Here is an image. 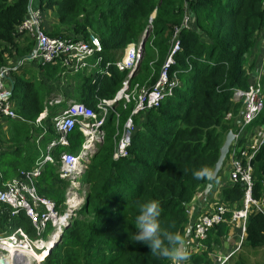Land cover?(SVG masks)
I'll use <instances>...</instances> for the list:
<instances>
[{
  "label": "trees",
  "instance_id": "16d2710c",
  "mask_svg": "<svg viewBox=\"0 0 264 264\" xmlns=\"http://www.w3.org/2000/svg\"><path fill=\"white\" fill-rule=\"evenodd\" d=\"M30 7L32 11H41L44 28L50 37L87 41L93 35L100 40L103 50L94 59L102 58L101 68H107L109 75L97 73L84 77L76 92V102L98 114L100 100L114 99L122 89L128 71H120L115 63L123 57L126 48L138 44L151 25L131 87L154 86L172 46L175 28L181 27L186 14L190 15L192 26L181 29V51L176 56L177 65L171 71V77L176 73L182 85L158 108L132 117L135 103H131L132 107L127 111L123 109V103L117 107V113H109L104 141L97 144V152L81 181L89 187L86 201L60 233L56 246L45 252L42 262L169 264L168 260L152 255L147 246L130 240L136 231L134 218L142 203L153 199L159 201L161 227L181 233L185 240L195 221L208 214L207 207L214 198L220 196L229 208L242 206L244 188L241 184L228 182L219 191L213 188L206 198L201 195L212 181L208 177L195 179L192 173L205 168L211 173L227 134L235 130L244 102H234L233 93L237 89L249 90L259 78L260 86L263 84L264 88V73H258L262 67L259 56L249 63L264 35V0H0V70L14 56L19 60L25 58L36 47L35 40L18 33ZM50 65L41 67L49 68ZM23 75L16 74L12 80V100L19 119H9L8 130L0 129V137H4L0 140L2 149L6 144L9 152L15 149V155L19 157L11 155L6 167L0 168L3 175L0 188L12 176L18 177L19 171L33 170L50 141L58 138L53 119L58 115L59 106L49 109L44 120L47 132L40 146L31 140L42 133L41 129L35 128V122L44 112L53 90H49L46 83L40 81L38 86L33 77L27 79ZM41 89L46 92L47 100ZM229 112L232 118L226 120ZM130 117L135 131L129 155L114 160L117 142ZM253 123L254 127H264V107ZM31 130L40 133L36 135ZM68 139L67 152L77 155L85 142L79 126ZM61 152L60 148L54 150V163L43 166L36 187L40 196L55 201L63 213L68 183L59 177ZM253 171L254 197L262 200L264 145L253 161ZM223 177L228 179L226 171L222 170L218 177L221 184ZM202 209L204 211L199 215ZM10 214L8 206L0 204V238L11 235L17 228H23L30 238H36L25 212L15 216ZM51 230L48 225L43 238ZM228 230L226 223L213 228L206 242L209 250L221 244V238ZM246 245L243 250L264 246V215L254 208L247 220ZM189 264L212 262L205 251L190 256Z\"/></svg>",
  "mask_w": 264,
  "mask_h": 264
},
{
  "label": "built area",
  "instance_id": "2783aa9c",
  "mask_svg": "<svg viewBox=\"0 0 264 264\" xmlns=\"http://www.w3.org/2000/svg\"><path fill=\"white\" fill-rule=\"evenodd\" d=\"M189 22L190 19L186 17L181 27L175 28L172 47L162 66L159 79L154 86L150 88L143 87L139 90L137 86L133 89H128L124 84V88L120 90L114 99L100 100L97 106L100 114L83 103H70L53 119L58 138L49 143L46 149V156L39 161L33 170L20 171L18 177L11 179L0 188V204L7 205L12 216L25 212L36 232V238L32 239L22 228H18L10 236L0 238V243L8 244L10 250L14 251L15 256L11 259L14 264L27 263V260H23L20 257L23 252L33 256H42V260L39 261L42 264L46 256L42 254L49 251L50 246L44 245L46 241L53 237L55 231L59 230V233H62L66 227L65 225L63 226L64 222L77 216V212L82 206L81 204L79 207V202L81 201L79 200L80 192L82 185H84L81 181H83L85 170L90 164L91 157L97 152V144H102L104 141V126L110 113L109 108L115 107L118 100L125 99L130 104L135 103V108L131 113L133 117V115L146 109L159 107L167 96L172 95L173 90L179 84V80L176 73L171 77V68L175 65V56L181 49L179 38L181 29L189 27ZM18 33L35 40L36 51L33 53L32 59H40L44 64L60 62L64 67H68L75 72L87 68L89 63L86 59L96 53H101L103 50L100 40L93 35L90 36L88 42L50 37L44 28V18L41 11H32L31 7L29 8L28 16L18 27ZM140 57L141 48H128L124 57L118 60L115 65L120 71L133 72L139 64ZM19 64L23 65V62ZM109 66L110 64H108ZM13 71L12 67L7 66L0 70V128L4 127L9 119H19L12 100ZM258 73L260 75L264 73L263 66ZM107 74H109L108 71ZM260 83L261 79L259 78L249 87V90L242 91L237 89L234 92V100H243L244 102L245 124L257 117L263 109L264 102L263 97L260 95ZM57 102L59 103V101ZM125 106L126 104L124 103ZM43 116L42 114L36 120L35 124L37 126H42ZM117 117H119V114H117ZM132 117L126 121L122 129L120 139L115 148L114 160L126 158L129 155V148L131 147L135 131ZM76 126H79L85 136V142L77 155L70 154L66 150L70 144L68 137ZM244 138H248V140L241 144V140ZM263 143L264 132H259L256 140L251 139L247 135L245 127H241L235 134L234 142L229 150L230 177L234 183L242 184L245 187V208L234 214L233 221L236 218L246 219L249 209L253 206L264 213V203L253 197L255 185L252 166V161ZM57 147H63L65 150L60 154L61 167L59 169V177L62 180H66V182H70L66 191L65 210L63 213L58 211L55 201L40 196L34 188H30L36 184L37 178L41 175L43 164L54 163L52 152ZM90 149L93 151L89 152ZM1 153L2 145L0 143V155ZM75 202L78 205H75ZM224 212V208L219 207L216 213L203 217L196 225V228H194L195 239H205L209 228L213 224L223 221ZM48 225L52 227L51 233L46 238H43ZM58 241L55 240V243ZM33 242H36V244L33 245ZM36 245L38 246L37 248L35 247ZM31 260L38 262L35 259Z\"/></svg>",
  "mask_w": 264,
  "mask_h": 264
},
{
  "label": "clouds",
  "instance_id": "9594fccd",
  "mask_svg": "<svg viewBox=\"0 0 264 264\" xmlns=\"http://www.w3.org/2000/svg\"><path fill=\"white\" fill-rule=\"evenodd\" d=\"M186 17H188L190 19V21H191V17H190L189 14H186L184 18H186ZM191 23L189 22V27H187V29L191 28V26H192ZM183 28H186V27H183ZM173 35H174V32H173ZM180 42H181V40H180ZM128 48H129V46H128ZM127 49L125 50L124 55H125ZM180 51H181V49H180ZM178 53H177V55H178ZM124 55H123V57H124ZM141 56H142V51H141ZM176 56H175V65L172 66V68L177 65ZM172 68H171V71H172ZM181 85H182L181 81L179 80V84L173 90L172 95L167 96L165 98V100L167 98H169V97H172L174 95V93H175V90L177 88H179ZM12 90H13V85H12ZM232 99L234 100V93H233ZM263 102H264V100H263ZM263 107H264V105H263ZM156 108H158V107H156ZM146 110H148V109H146ZM244 112H245V109L243 108L242 111H241V116L238 118V120L236 122L238 124V126H236L235 130L232 131L233 134H234V138L232 140V143L234 142L235 134L239 131V129H241V127H245L247 135L250 136V138L253 139V140L257 139V134L259 132H264V127H259V128L258 127H254V123L253 122L257 119L258 116L255 117L254 119L250 120L248 123L245 124L246 121H245V118H244ZM228 115H230V116H228ZM228 115H226V120H230L232 118V114H228ZM247 140H248V138L242 139L241 140V144L243 142H247ZM232 143H231V145H232ZM1 145H2V143H1ZM231 145H230V147H231ZM263 145H264V143L261 145V147ZM261 147H260L259 151L261 150ZM229 150H230V148H229ZM254 159H253V161H254ZM253 161H252V166H253ZM222 170L226 171L228 179H226L225 181L222 180L223 184H221V188L219 190L222 189L223 185L228 184V182H231L232 184H236V183H234L231 180V177H230V172L231 171H230V168H229V152H228L227 157H226V159L224 161V164H223V167H222L221 171ZM220 172H219V174H220ZM253 173H254V171H253ZM219 174H218L217 177H219ZM192 175H193V177L195 179L199 180L201 178L208 177V175H210V171L208 169H206V168L205 169H200V170L194 171L192 173ZM0 176H1V180H2L3 179V175L0 174ZM253 179H254V177H253ZM211 181H212V183L214 181H216L218 183L219 180L215 179V180H211ZM212 183H209V184L212 185ZM254 185H255V181H254ZM263 185H264V183H263ZM241 186H243V185L241 184ZM243 188H244V196L242 198V206H241V208H229L225 203H223L221 201L220 196L217 197V198H214L213 200H211L209 202V207L207 208L208 209V214H205L202 217L198 218L195 221V223L193 224V226H191L192 228L188 231V233L186 235V238L188 239V241H191L192 244H193V249H192V252L190 254H189V251H188V249L186 247V244H185V237L181 233L166 231V230H164L161 227L160 217H161L162 208H161L160 202L157 201V200H154V199L153 200H148V201H146V202H144V203H142L140 205L138 214L134 218V228H135L136 231L134 233H132V235L130 237V240L132 242H134V243H140L142 245L147 246L150 249V253L152 255L168 260L169 264H189L190 256L201 255L205 251L208 252V256L211 259L212 264H229L233 260L234 256L235 255L236 256L239 255L243 251L244 246H247L246 245L247 220H248L249 214L251 212V209L254 208L256 212H260V211L257 210L256 207L253 206V207H251L249 209V212L247 214L246 219H244V218H236V220L233 221L232 218H234V214L244 210V208H245L244 207V204H245V187L243 186ZM212 189H213V185L211 186L210 190L208 191V193H207L208 195H209V193H210V191ZM254 189H255V187H254ZM205 190H206V188H205ZM205 190H204V192H205ZM254 194L255 193L253 191V197H254ZM254 199H256V198L254 197ZM256 200H258V199H256ZM259 201L264 203V199L259 200ZM219 207H223L224 210H225V212L223 214V221L213 224L209 228V230L207 231V237L205 239H201V240L195 239L193 231H194V228H196V225L200 222V220L203 217L211 216L212 214L216 213ZM260 213H262V212H260ZM262 214L264 215V213H262ZM227 215H231V216L228 218ZM223 223H226L229 226V230L227 232V235L225 237L221 238V244L219 246H216L214 248V250H209V247H208V245L206 243L208 241V239L210 238L209 233H211V231L213 230L214 227H216L218 225H221ZM236 229H238L240 231L239 232L238 244L235 247H233V249L231 251H229L228 253L222 254L219 251L220 246L222 245V243L224 244L227 239H229L230 231H234ZM58 242H56V244ZM56 244H55V246H56ZM230 246H231V244H230ZM260 248H262V247H260Z\"/></svg>",
  "mask_w": 264,
  "mask_h": 264
},
{
  "label": "crops",
  "instance_id": "0c3cea01",
  "mask_svg": "<svg viewBox=\"0 0 264 264\" xmlns=\"http://www.w3.org/2000/svg\"><path fill=\"white\" fill-rule=\"evenodd\" d=\"M77 41H84V40H77ZM88 41H89V39L87 41H85V42H88ZM262 42H264V35H263V39H262L261 43ZM259 46H260V44L258 45V48L254 51V53H255L254 56H251L249 58V63H253V61L255 60L254 59L255 56H259L260 57L261 52L258 50L259 49ZM35 50H36V47L31 52V54H29L25 58H22V59L19 60V58H17V57L14 56L10 61H8V63H7L6 66L7 67H12V69H14V71L12 73V80H13V78L15 79V75L16 74L17 75L18 74L19 75L21 74V68L24 66L25 62H30L31 63V67H33V68H42L41 65L42 66H46L47 64H49V63L44 64L43 61L40 60V59H32V57L29 58V56H31L32 53H34ZM97 54H99V53H96L93 56H91L88 59H86L87 62L89 63V66L84 69V72H86V73H84V75H82L81 77L79 75L81 69L78 71L79 74H75L73 72H69L67 69H65L67 67H62V64H60L61 65V69H64V70L61 71L62 72V75L61 74H58V77L64 76L65 77V81L64 82H60V80H57L56 83H55V85L53 86V88L49 87V85H48V87H49L48 89L51 90V91L53 90V93L51 92V94H50V100L49 101L47 100L46 105H45V110L42 113L44 115L43 117L45 119H46V117H47V115L49 113V109H50L49 106H52V109H54L55 107H58V106L59 107L62 106V110H64L70 103L76 102V96H77L76 92H77L78 86L82 84V82H83L82 80H83L84 77L95 76L97 73H99L101 75L107 73V68L105 70H103L101 68L102 58L96 59V60L94 59ZM120 59H118V60H120ZM20 62H23V65H20L19 64ZM50 64L51 65H54L52 63H50ZM74 75H76V76H74ZM11 90H12V86H11ZM57 101H59V103ZM58 114H59V112H58ZM44 120L42 121V126H37L35 124V128H37V129L39 128V129L42 130V133L39 135V138H33V140H35L36 143H37V147L40 146L41 139H42V137L47 132V127H46V125L44 123L45 122ZM7 123L5 124L4 127L0 128V129H2L4 131L8 130ZM31 132H35V134L36 133H40L39 131H34V130H31ZM58 148H60V151L62 150V152L65 151L63 147H57V149ZM46 149H47V147H46ZM46 154H47V151L45 150V154L42 156V158L40 160H42L43 157L46 156ZM52 158L54 159L53 155H52ZM40 160H38L36 162V165L35 166H37V164L39 163ZM12 177H14V176H12ZM12 177H11V179H12ZM11 179H9V180H11ZM203 211L204 210L202 209L200 211L199 215ZM239 232L240 231L238 229H236L234 231H230V233H229V239H227L226 242L224 244L222 243V245L220 246L219 251L222 254L228 253L229 251H231L233 249V247H235L238 244ZM185 244H186V247H187V249L189 251V254H190L192 252V249H193V244H192L191 241H188V239L185 240ZM230 244H231V246H230ZM260 249L261 248L253 249V248L247 247L245 250H243L240 253V254H242L241 257H244V258H239L238 261H236V257H235L236 255H235L234 258H233V260L229 264H240V263L241 264H264V263H260V261L258 259H256V257L258 255V252H259Z\"/></svg>",
  "mask_w": 264,
  "mask_h": 264
},
{
  "label": "rangeland",
  "instance_id": "374dc122",
  "mask_svg": "<svg viewBox=\"0 0 264 264\" xmlns=\"http://www.w3.org/2000/svg\"><path fill=\"white\" fill-rule=\"evenodd\" d=\"M150 21H152V17H151V20ZM150 31H151V25L145 30V32L143 33V35H142V37L140 38V42L138 43V44H135V43H133V44H130L129 45V48L131 49V48H133V47H135V48H141L142 47V44H143V41L145 40V45H146V41H147V39H148V36H149V34H150ZM263 46H262V45ZM260 44V46H259V51L261 52V54H260V57L258 58V62L259 63H261L262 64V66L264 67V56L262 55V53L264 54V42H262ZM145 45H144V50H145ZM128 48V47H127ZM126 48V49H127ZM144 54V53H143ZM143 54H142V56H141V58H140V61H139V64H140V62H141V60H142V58H143ZM248 60V59H247ZM50 64V63H49ZM54 65H50L49 66V68H33V67H31V63L30 62H25V64H24V66L21 68V73L22 74H24L23 75V77L24 78H31V77H33L34 78V80L36 81V83H37V85H38V83L40 82V81H42L44 84L46 83L47 85H49V87H51V88H53V86L55 85V83H56V81L57 80H60V82H64L65 81V77L64 76H62V77H58V74L59 73H61V65H59L58 64V62H56V63H53ZM139 64H138V66H137V68H136V70L135 71H133V72H131V71H128V73H127V76H126V78H125V80L123 81V86H122V89L124 88V84L126 85V87L128 88V89H133L134 87H136V86H134V87H131V82H132V79H133V76H134V74L136 73V71H137V69H138V67H139ZM62 67H64L63 65H62ZM65 69H67L69 72H73V73H75V74H79V72L77 71V72H75V71H73V70H71L70 68H65ZM85 69V68H84ZM84 69H81V71H80V77L82 76V75H84V73H86V72H84ZM74 76H76V75H74ZM22 77V78H23ZM55 80V81H54ZM39 86V85H38ZM41 92H42V94L44 95V97H45V99L47 100L48 99V96H47V94H46V92H44V91H42V89H41ZM260 95L263 97V100H264V88H263V84H262V86H261V88H260ZM234 102H236V103H239V100H235ZM123 103H125L126 104V106L125 107H123V109L124 110H128L130 107H132V105L130 104V102H127L125 99H122V100H118L117 102H116V106L115 107H111V108H109V111L110 112H114V113H117V111H118V106H122V104ZM49 108H52V106H49ZM63 110H62V106H60L59 107V109H58V112H59V114L62 112ZM228 114H232L231 112H229V113H227V115ZM42 119H45V118H42ZM117 122H116V125L118 126V120H116ZM236 126H238V124L236 123ZM33 138H34V136H33ZM33 138L31 137V140L33 141ZM3 139H4V137L3 138H1L0 137V140L1 141H3ZM99 144H101V143H99ZM36 145H37V143H36ZM4 149L2 150V156L0 157V168H5L6 167V165L5 164H8L10 161H11V155H13L14 156V158H17V157H19V156H16L15 155V152H14V150L15 149H12L11 150V152H9V149H8V146L5 144L4 145V147H3ZM92 158V157H91ZM43 166H45V164H43ZM86 171V170H85ZM41 176V175H40ZM39 176V177H40ZM224 181L226 180V177H223L222 178ZM64 180V179H63ZM216 180H218V177L216 178ZM64 181H66V180H64ZM67 183H68V186H67V188L69 187V185H70V182L69 181H67ZM214 184H216V188L214 187ZM212 185H213V188L214 189H217V190H219L220 188H221V183H220V181H218V183L216 182V181H214L213 183H212ZM30 188H34V190L37 192V187H36V184H34V186H32V187H30ZM67 188L65 189V195H66V191H67ZM82 190H83V192H82ZM82 190H81V192H80V197H79V200H81L80 202H79V207H80V205L82 204V206H81V208L79 209V210H81L82 209V207H83V205H84V203H85V201H86V197H87V190H88V185L87 184H84V185H82ZM201 196H203V197H208V194H205V192L203 193V195H201ZM75 205H78L77 204V202H75ZM65 206V205H64ZM209 207V206H208ZM207 207V208H208ZM59 211V210H58ZM60 212V211H59ZM61 213V212H60ZM69 221L70 220H68V221H66L65 222V224L68 226L69 224ZM32 227L34 228V226H33V224H32ZM35 229V228H34ZM60 233L59 232H56V234H54L53 235V237H51L50 239H48V241H46V243L44 244L45 246H48V245H50L49 246V250H51V248H53L54 246H55V240H57L58 241V239H59V237H60ZM2 238H5V237H2ZM34 243V244H33ZM32 244L33 245H35L36 244V242H33ZM36 248L38 247L37 245L35 246ZM10 250V247H9V245L8 244H2V243H0V260H3L4 258H12L11 256H14V255H12L11 253H12V251L10 252L9 251ZM46 250V249H45ZM42 255H45V253L44 254H42ZM241 255L242 254H239L238 256H236V261H238V259L239 258H242L241 257ZM41 259H42V256H40L39 257V260L41 261ZM256 259H258L259 261H260V263H264V247H262L260 250H259V252H258V255H257V257H256ZM27 263H25V264H41V262H34L33 260H27L26 261ZM1 264V263H0ZM2 264H5V263H2ZM7 264H14L13 262H12V260L11 259H9V263H7ZM241 264V263H240Z\"/></svg>",
  "mask_w": 264,
  "mask_h": 264
},
{
  "label": "water",
  "instance_id": "95a60500",
  "mask_svg": "<svg viewBox=\"0 0 264 264\" xmlns=\"http://www.w3.org/2000/svg\"><path fill=\"white\" fill-rule=\"evenodd\" d=\"M153 18H154V15L152 16V19ZM145 40L143 41V44H142V47H141L142 54L144 53ZM32 56H33V53H32L31 56H29V58H31ZM233 138H234V134H233L232 131H230L227 134V136H226V139L224 141L223 146L221 147L220 156H219V158H218V160H217V162L215 164L214 170L212 171V173H210V175H208L209 179L215 180L217 178L219 172L221 171V169L223 167L224 161H225V159L227 157V154L229 152V148H230V145L232 143ZM211 186H212L211 184L207 185L206 190H205V194L208 193V191L210 190Z\"/></svg>",
  "mask_w": 264,
  "mask_h": 264
},
{
  "label": "bare ground",
  "instance_id": "6f19581e",
  "mask_svg": "<svg viewBox=\"0 0 264 264\" xmlns=\"http://www.w3.org/2000/svg\"><path fill=\"white\" fill-rule=\"evenodd\" d=\"M91 151H93L92 149H90L89 150V152H91ZM66 222V221H65ZM65 222H64V224H63V226L65 225V226H67L66 224H65ZM56 232H59V230H57ZM56 232L54 233V234H56ZM59 240H60V237H59ZM51 247V246H50ZM52 249V248H51ZM10 251V250H9ZM12 251V250H11ZM10 251V252H11ZM12 255H14L15 256V253H14V251H12V253H11ZM11 257H13V256H11ZM21 258H23V260H28L29 261V259H35V260H38V261H40L39 260V257L38 256H33V255H31V254H29V253H26V252H23V255H21L20 256ZM9 259H12V258H9ZM9 259L7 258H4L3 260H0V263L2 264V263H5V264H7V263H9Z\"/></svg>",
  "mask_w": 264,
  "mask_h": 264
}]
</instances>
